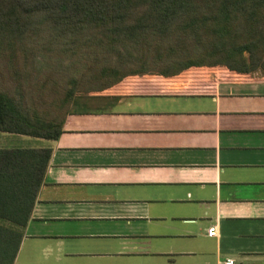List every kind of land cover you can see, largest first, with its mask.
<instances>
[{
	"label": "crops",
	"instance_id": "crops-1",
	"mask_svg": "<svg viewBox=\"0 0 264 264\" xmlns=\"http://www.w3.org/2000/svg\"><path fill=\"white\" fill-rule=\"evenodd\" d=\"M9 135L51 151L16 264H77L93 253L83 241L123 253L148 237L151 207L174 201L207 207L203 264H264V71L124 78L88 92L55 139Z\"/></svg>",
	"mask_w": 264,
	"mask_h": 264
},
{
	"label": "trees",
	"instance_id": "trees-1",
	"mask_svg": "<svg viewBox=\"0 0 264 264\" xmlns=\"http://www.w3.org/2000/svg\"><path fill=\"white\" fill-rule=\"evenodd\" d=\"M256 2L0 0V47L22 43L25 39H33V35H40V38L45 39L48 34L51 47L45 51L52 53L57 50L55 48H67L74 52V69L79 70L78 78L74 73V91L82 92L99 91L128 77H166L197 66H221L233 73H248L259 67L264 71V61L260 64L258 58H250L248 63L245 59L237 63L232 60H187L175 69L167 67L166 70L156 72L126 69L131 63H144L147 60L165 61L169 64L175 60L170 51L173 52V48L182 50V46H186L183 45L185 40H191V50L200 48L197 49L200 50V55H214L220 48L216 40L210 42L211 39H204L198 32L188 34V30L200 22L190 15L197 12H217L226 8L222 15L229 25L234 24L238 16L231 13L241 11L239 13L243 14L245 8L255 11L264 0ZM252 4L256 6L252 7ZM46 31L48 33L44 35ZM43 44L33 43L32 46L43 47ZM247 48L248 45L245 49ZM11 51L10 60H14L9 65L11 68L8 66L2 70L0 65V74L7 75L13 83L12 87L0 91V132L45 139L57 138L69 112L64 109L66 113L55 114L50 119L37 116L35 105L30 106L31 102H28L25 93H34V87L38 85L35 81L40 80L41 76L21 71L16 50ZM166 51L169 54L163 55ZM225 56L232 59L235 54L230 52ZM0 63L6 62L0 58ZM55 73L53 69L52 75ZM74 91L69 90L66 93L65 105ZM50 152L49 148H0V264H16L23 229L30 219L43 182Z\"/></svg>",
	"mask_w": 264,
	"mask_h": 264
},
{
	"label": "rangeland",
	"instance_id": "rangeland-1",
	"mask_svg": "<svg viewBox=\"0 0 264 264\" xmlns=\"http://www.w3.org/2000/svg\"><path fill=\"white\" fill-rule=\"evenodd\" d=\"M241 1V0H240ZM257 0H254V3ZM256 4H252V7ZM226 8L220 11H212L210 13L197 12L190 15L196 21L200 22L196 27H191L188 34L198 32L204 39L215 41L220 48L212 55L201 54L200 48H190L191 40H185L183 49L173 48L170 54L175 57L171 63L167 62H134L126 66V69L132 70H149L161 71L175 69L182 65L185 61L196 60L198 62L207 61H247L250 58H258V63L264 61V3L259 4L257 10H249L245 8L243 14L238 12L231 13L237 16L234 24L229 25L224 21V13ZM251 16V17H250ZM236 19V16H234ZM253 17V18H252ZM188 18V17H186ZM185 18V19H186ZM234 21V20H233ZM229 22V21H228ZM228 25V27H227ZM226 28H225V27ZM48 32H44L46 35ZM36 39V40H35ZM48 34L44 38L34 36L33 39H25L22 43L4 47H0V58L6 63H0L2 70L8 67L14 60H10L12 49L16 50L19 68L24 72H31L35 76H41L40 80H36L38 85L34 87V93L26 92L30 106L35 105L37 116L41 118H54L55 114L62 115L63 110L67 112L73 111L77 102L84 99L88 93L85 91H74V73L79 70L74 69V52H70L67 48H55V52H48L45 49L50 48L48 42ZM35 40V41H34ZM34 41V42H32ZM32 42V43H31ZM204 42V40L202 41ZM33 43H44L43 47L32 46ZM248 45V48H246ZM56 47V46H55ZM176 47V46H174ZM172 48V47H171ZM242 50L239 51V49ZM236 51H235V50ZM177 52V53H176ZM233 52L235 56L230 59L225 56L227 53ZM169 54L168 51L163 55ZM197 56V57H196ZM9 68H11L9 66ZM56 72L52 75V70ZM75 70V71H74ZM255 70H262L260 67ZM78 78V76H77ZM7 75L0 74V91L12 87L13 83ZM77 85V84H76ZM78 89L79 86L77 85ZM73 90L74 94L64 104L66 93ZM1 135V132H0ZM29 145V143L16 136H0V147L2 148H21ZM150 216L144 221V229L147 233L145 240H139L135 246L127 244L124 246V252L120 253L119 248L122 247L117 241L108 243H99L91 241H83L78 244L80 247H88L93 253L74 257V263L77 264H203V258L208 254V249L213 247L209 238L203 234L204 228L209 224L205 218L207 216V207L205 204L187 203L186 201L166 202L163 204L152 206ZM86 248V249H88ZM108 248V251H106ZM136 249L141 254L136 256H126L130 250Z\"/></svg>",
	"mask_w": 264,
	"mask_h": 264
},
{
	"label": "built area",
	"instance_id": "built-area-1",
	"mask_svg": "<svg viewBox=\"0 0 264 264\" xmlns=\"http://www.w3.org/2000/svg\"><path fill=\"white\" fill-rule=\"evenodd\" d=\"M207 234L209 236H213L215 234V227H209V229L207 230ZM220 264H234V259H232L231 257H226L220 262Z\"/></svg>",
	"mask_w": 264,
	"mask_h": 264
}]
</instances>
